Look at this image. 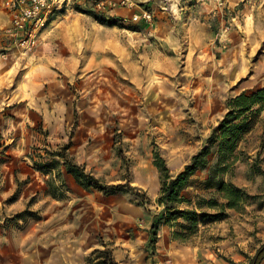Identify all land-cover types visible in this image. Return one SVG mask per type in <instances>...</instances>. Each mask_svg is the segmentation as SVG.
Segmentation results:
<instances>
[{"label": "rangeland", "instance_id": "1", "mask_svg": "<svg viewBox=\"0 0 264 264\" xmlns=\"http://www.w3.org/2000/svg\"><path fill=\"white\" fill-rule=\"evenodd\" d=\"M130 1L71 0L27 46L0 24V264H91L96 250L135 239L144 247L121 263L154 256L151 226L164 209L154 153L176 175L229 100L264 86V0ZM145 9L151 22L131 20ZM238 157L224 179L251 198L178 241L249 264L264 242V112ZM69 162L127 192L81 186ZM206 177L184 191L193 205L219 198Z\"/></svg>", "mask_w": 264, "mask_h": 264}, {"label": "trees", "instance_id": "2", "mask_svg": "<svg viewBox=\"0 0 264 264\" xmlns=\"http://www.w3.org/2000/svg\"><path fill=\"white\" fill-rule=\"evenodd\" d=\"M264 112V86L255 90L243 91L232 97L228 102V112L214 129L206 144L192 157L190 163L176 175L170 174L166 160L158 153H154L153 164L160 175V190L158 204L164 209L154 217L151 226L152 243L157 242L160 227L169 225L177 227L178 219L187 224L181 225L182 230H174L173 239L187 241L198 231V225L222 220L226 217L227 209H240L251 198L246 191L224 177L231 173L239 160L238 149L256 127L261 114ZM63 148V151L68 149ZM68 160L67 156L61 154ZM215 162L212 164V158ZM68 164V172L85 188H94L105 194L127 192V185L103 186L92 175L85 172L82 166ZM207 171V177L202 183L206 190L214 191L216 197H198L195 204L184 196V191L192 186L195 176ZM133 189V188H129ZM254 198V197H252ZM187 203L189 208H180V204ZM210 210V211H208ZM91 264H121L114 257V250L105 248L96 250ZM264 260V242L250 259L249 264H261Z\"/></svg>", "mask_w": 264, "mask_h": 264}, {"label": "built area", "instance_id": "3", "mask_svg": "<svg viewBox=\"0 0 264 264\" xmlns=\"http://www.w3.org/2000/svg\"><path fill=\"white\" fill-rule=\"evenodd\" d=\"M96 1L97 6L110 9L133 5L130 0ZM69 2L71 0H5L4 5L10 16L7 33L16 37L21 46H27L49 24L53 15ZM131 20L151 22L153 13L146 9L139 10L133 13Z\"/></svg>", "mask_w": 264, "mask_h": 264}, {"label": "crops", "instance_id": "4", "mask_svg": "<svg viewBox=\"0 0 264 264\" xmlns=\"http://www.w3.org/2000/svg\"><path fill=\"white\" fill-rule=\"evenodd\" d=\"M4 2L5 0H0V22H2L0 24H6L10 21V16L8 11H6L7 9ZM136 210L137 212H135V214H140V210ZM134 216L131 218L137 220ZM173 231V227L163 225L158 236L159 241L155 248V255L149 259L141 254H138L135 257L131 256L127 264H233L224 256L213 251L202 250L180 243L173 239ZM124 244L127 247H123ZM120 245L122 247L116 248L114 251V257L119 263L122 262V258L125 257L126 252H128L130 248L132 249L134 246L139 252H141L145 243H142L139 239H135L132 242L128 241L127 243H121ZM152 259H154V262H152ZM261 264H264V260Z\"/></svg>", "mask_w": 264, "mask_h": 264}, {"label": "bare ground", "instance_id": "5", "mask_svg": "<svg viewBox=\"0 0 264 264\" xmlns=\"http://www.w3.org/2000/svg\"><path fill=\"white\" fill-rule=\"evenodd\" d=\"M7 11V10H6Z\"/></svg>", "mask_w": 264, "mask_h": 264}]
</instances>
